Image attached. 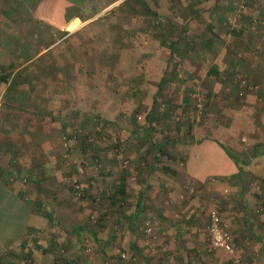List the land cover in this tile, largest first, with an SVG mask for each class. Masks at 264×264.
Instances as JSON below:
<instances>
[{"label": "rangeland", "instance_id": "1", "mask_svg": "<svg viewBox=\"0 0 264 264\" xmlns=\"http://www.w3.org/2000/svg\"><path fill=\"white\" fill-rule=\"evenodd\" d=\"M234 1L239 15L248 12L246 19L250 29L261 30L256 36L260 44L264 41V0H251V6L245 0ZM155 2L127 0L117 9L119 15L95 17L77 33L63 35L60 32V39L47 47L46 40H42L43 33L35 29L29 32L22 26L17 0H0V75H9L7 83L0 81V175L6 173L8 178L17 175L15 181L32 184L34 181L29 177H35L37 181L40 166H36L38 169H35L34 177L25 175L24 164L30 165L33 161L28 159L29 154L34 152L37 157L41 151V156L54 151L55 161L60 157L59 161L65 167V172H62L65 176L63 190L57 193L64 198L63 201L76 206V215L80 212L87 215L85 222H91L87 223L88 226L98 229L100 236L96 237V244L104 241L105 231L111 229L110 223L104 224L105 218L109 219V210H104L111 199L103 188L106 182L105 155L116 153L113 167L121 173L119 177L123 176L130 184L135 182L137 168L140 170L148 164L146 156L141 160L145 164L136 163L134 148L123 144L125 136L145 139L141 146L145 147L146 153H150L156 139L168 135L173 127H181L182 131L188 123L201 127L203 123L220 122L222 115L237 114L243 124L238 128L242 132L240 142H246L249 137H264V56L260 58L259 54L262 52L264 55V52L256 47L248 48L246 50L251 53L249 63L235 64V68L225 64L222 75L227 70L232 72L226 83L222 81L225 79L201 74L200 71L207 69L208 65L196 63L194 69L193 62L179 61L176 56L181 49L177 47L174 48L175 54L170 55L164 44L181 34L160 32L158 16L156 18L152 13V10L157 12ZM165 3L161 8L166 9ZM136 6L139 12H143L142 15H137L139 12L134 10L130 12ZM165 13L163 16L168 15V11ZM160 23L163 25L164 21ZM28 51L33 53L32 56ZM25 54L30 57H23ZM217 66L222 68L221 64ZM191 71L194 75H190ZM231 99L241 102L237 111L223 106ZM60 117L63 128L54 126L50 139L42 135L41 128L46 118L56 121ZM130 120L136 121L135 130L123 125ZM245 132L248 134H243ZM62 135L65 137L63 144L60 143ZM203 162L206 164V160ZM44 177L47 176L44 174ZM247 181V188L251 187L254 191V200L262 204L257 203L249 219V203L236 210V220L239 224L244 223L246 234L240 237L233 235L237 243L234 253L221 249L208 250L210 209H218L226 230L229 231L228 225L232 223L224 214L228 201L211 194L205 202L207 214L202 212L196 217L198 224L192 231L197 234L191 233L187 240L180 238L182 232L177 234L173 230L169 239L167 232L160 235L164 238H154L155 249L146 250L154 254L153 263L189 264L185 254L190 253L191 242L195 245V254L190 257L192 264H264V189L262 180L250 176ZM47 184L49 189L56 188ZM114 195V201H121L118 206L126 205L118 194ZM90 205L92 208L95 206V212L91 213L90 208L86 211ZM232 210L230 205L228 214L231 219ZM181 217L179 215L178 219ZM246 226L251 232H247ZM72 227L73 224L69 226ZM114 229L119 242L114 246V253H101L88 247L87 251L93 255L91 264H99L103 260L124 264L122 252L128 256V264H138L139 258L135 260V256L121 247L126 229L121 226ZM142 240L148 248L146 238ZM86 243L81 241L83 249L93 247L92 243ZM156 252L159 255H155Z\"/></svg>", "mask_w": 264, "mask_h": 264}, {"label": "crops", "instance_id": "2", "mask_svg": "<svg viewBox=\"0 0 264 264\" xmlns=\"http://www.w3.org/2000/svg\"><path fill=\"white\" fill-rule=\"evenodd\" d=\"M126 1L17 0V8L20 17L22 16L20 22L24 29L28 28L29 32L35 29L43 33L42 40H46V46L50 47L60 39V32L63 35L77 33L95 17L115 15L117 7ZM245 1L252 5L251 0ZM162 3L167 4L166 9L161 8ZM154 4L157 12L152 10V13L154 17L158 16L157 23L162 29L160 32L181 34L180 37L175 36L173 40L164 44L169 48L170 55L175 54L174 48L177 47L181 49L176 56L179 61L189 60L190 64L193 62L194 69L196 63L208 65L207 69L200 71L201 74H210L219 80L225 79L222 81L226 83L232 72L227 70L225 75H222L225 64L235 68L233 66L235 64L249 63L251 53L246 50L248 48L256 47L264 52V41L261 43L259 41L258 44L256 37L261 30L250 29L246 19L248 12L244 11V15H239L234 0H156ZM136 7L130 12H133L132 10L139 12V7ZM167 11L168 15L163 16ZM136 14L142 15L143 12ZM161 20L164 21L163 25L160 23ZM33 45L30 47L33 48ZM28 54L32 56L33 53L28 51ZM259 54L260 58L264 56L262 52ZM26 56L28 55H23ZM218 64L222 65L221 69ZM191 73L190 75H194V72ZM223 82L222 84H225ZM227 102L223 106L232 111H237L241 104L238 99ZM61 118L56 121L46 118V123L41 128L42 135L50 139L54 126L63 128ZM240 122L242 123L238 115L234 114L222 115L220 122L203 123L201 127L188 123V126L184 125L182 131L181 127L175 129L173 127L171 130L169 126V131L171 130L169 134L157 138L150 153H146L145 147L141 146L145 139L125 136L123 144L134 148L132 149L134 158H138L135 159L136 163L148 164L142 165L144 167L140 170L137 168L135 182L130 184L123 176L119 177L121 173L113 167L116 153L110 155V152L105 155L106 182L103 188L110 194L111 199L106 203L104 210H109V219L105 218L104 224L110 223L111 229L105 231V240L97 244L96 237L100 236L98 229L88 226L87 223L91 222H85L87 215L82 212L76 215V206L63 201L64 198L57 193L63 188L65 179L62 173L65 172V167L60 163V157L55 161L54 151H49L47 152L49 155L45 153L43 156L41 151L37 157L33 155L36 153L31 152L28 159L34 162L32 161L30 165L24 164V171L27 177H34V172H37L35 169H38L36 166H40L37 181L35 177H29L34 182L23 184L19 180L8 178L6 173L0 175V264H91L93 255L87 251L88 247L89 250L96 248L101 253H114V246L119 243L114 228L118 226L126 229L121 247L135 256V260L139 258L138 264H154L155 258L152 257L154 254L146 251L148 249L142 238L147 237L140 234L139 225L147 217V220L156 227L154 231L158 237L164 238L160 235L167 232L169 239L170 233L174 230L173 232L177 234L182 232L181 239L184 237L188 240L191 233L197 234L192 231L198 224L196 217L202 212L207 214L205 202H208L211 194L217 199L228 201L224 214L230 223L232 221L228 225L229 231L236 237L246 234L243 230L244 223L239 224L235 214L242 205L249 203V219L258 203L252 196L254 191L250 189L251 187L247 188L246 183L250 176L262 180L264 189V137H249L248 142H240L239 136H242V132L238 128L243 126ZM135 123V120H130L123 125L131 126L133 129ZM249 127L253 128L251 125ZM63 138L64 135L60 140L61 144ZM49 142L51 140L48 144ZM143 156L148 158L146 162L141 161ZM57 161L59 163L56 164ZM162 166L174 171H166L161 168ZM44 174L47 177H44ZM47 183L55 185L56 188L49 189ZM119 192L123 193L121 199L126 204L123 207L118 206L120 200H113L114 194ZM230 205L233 207L230 212L233 219L228 214ZM93 207L87 206L86 211L90 208L91 213L95 212L96 208ZM198 211L200 213H197ZM179 215L182 216L180 220ZM76 217L83 221L79 222ZM262 218L264 223V216ZM66 220L69 222L67 227ZM71 224L74 227L69 228ZM253 225H256V221ZM246 229L247 232H251L248 226ZM81 241L88 242L86 243L88 245L92 243L93 247L86 246L83 249ZM189 245L190 253H186L185 256L188 263L192 264L190 257L195 254V245L191 242ZM156 254L159 255L157 252Z\"/></svg>", "mask_w": 264, "mask_h": 264}, {"label": "built area", "instance_id": "3", "mask_svg": "<svg viewBox=\"0 0 264 264\" xmlns=\"http://www.w3.org/2000/svg\"><path fill=\"white\" fill-rule=\"evenodd\" d=\"M64 138H63V143H64ZM16 176L17 175L11 176V179L17 178ZM138 229L143 233L145 237H147L145 241L148 246L147 249L153 251L155 249L154 238L158 237L157 233H155L154 231L156 227H154L153 223L150 220L146 219L142 224L139 225ZM208 245H209L208 250L221 249L226 251L227 253H234L237 246L235 238L228 230L225 229V225L223 224L222 219L219 215V211L216 207H213L209 211ZM162 249L165 250V245L162 246ZM121 257L123 258V261L125 260L126 262L124 264L129 263L128 256L125 252H122ZM99 264H120V263L116 262L115 260H103Z\"/></svg>", "mask_w": 264, "mask_h": 264}, {"label": "trees", "instance_id": "4", "mask_svg": "<svg viewBox=\"0 0 264 264\" xmlns=\"http://www.w3.org/2000/svg\"><path fill=\"white\" fill-rule=\"evenodd\" d=\"M117 9L119 10L120 9V6L119 7H117ZM118 10H117V14L119 15L120 13L118 12ZM169 49V48H168ZM8 79H9V75H7V74H4V75H0V81L1 82H3V83H7L8 82ZM155 145V144H154ZM158 144H156V146H157ZM159 151V153L161 152V150L159 149L158 150ZM158 161V160H157ZM162 169H164V170H166V171H171V172H173L174 170H172V169H170L169 167H167V166H162L161 167ZM120 197L122 196L121 194H123V193H117ZM221 219H222V217H221ZM232 234V233H231ZM232 236H233V234H232ZM130 255V254H129ZM128 262H129V260H128Z\"/></svg>", "mask_w": 264, "mask_h": 264}]
</instances>
